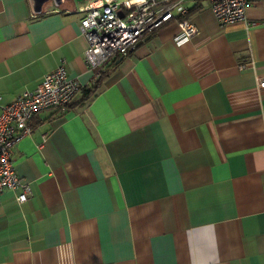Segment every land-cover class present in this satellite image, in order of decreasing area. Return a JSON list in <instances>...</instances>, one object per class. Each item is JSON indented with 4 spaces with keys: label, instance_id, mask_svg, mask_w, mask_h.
<instances>
[{
    "label": "crops",
    "instance_id": "obj_1",
    "mask_svg": "<svg viewBox=\"0 0 264 264\" xmlns=\"http://www.w3.org/2000/svg\"><path fill=\"white\" fill-rule=\"evenodd\" d=\"M85 1L0 0V103L60 64L90 83ZM212 1L182 0L93 96L31 116L12 147L28 198L0 192V264H264V0L225 25ZM180 18L196 31L175 41Z\"/></svg>",
    "mask_w": 264,
    "mask_h": 264
},
{
    "label": "built area",
    "instance_id": "obj_2",
    "mask_svg": "<svg viewBox=\"0 0 264 264\" xmlns=\"http://www.w3.org/2000/svg\"><path fill=\"white\" fill-rule=\"evenodd\" d=\"M182 0H87L77 7L82 15L78 30L84 38V63L91 71V82L97 79L105 64L124 57L144 35L155 31L173 18V9L185 14ZM253 0H213L210 9L221 24L246 23V9ZM252 25L253 23H248ZM178 35L173 40L185 39L196 31L185 18L177 21ZM246 64H238L243 70ZM257 87H264V75L255 74ZM81 86L66 76L62 64L45 73L31 89H23L7 103H0V192L16 190L15 200L24 202L29 187L12 165V147L30 132L31 116L42 109H63L75 97Z\"/></svg>",
    "mask_w": 264,
    "mask_h": 264
},
{
    "label": "trees",
    "instance_id": "obj_3",
    "mask_svg": "<svg viewBox=\"0 0 264 264\" xmlns=\"http://www.w3.org/2000/svg\"><path fill=\"white\" fill-rule=\"evenodd\" d=\"M195 7L196 6H194L192 9H194ZM114 61H115V59H112L105 64L103 70L101 71V73L97 79H95L93 82L89 83L88 85H84V86H81L79 88V93L81 94L82 100H87L88 98H90L91 96H93L96 93V91L98 89L99 81L113 67ZM71 103H69L68 105H71Z\"/></svg>",
    "mask_w": 264,
    "mask_h": 264
},
{
    "label": "water",
    "instance_id": "obj_4",
    "mask_svg": "<svg viewBox=\"0 0 264 264\" xmlns=\"http://www.w3.org/2000/svg\"><path fill=\"white\" fill-rule=\"evenodd\" d=\"M46 0H29L31 9L33 12H38L40 10V6ZM54 3H57L58 0H52Z\"/></svg>",
    "mask_w": 264,
    "mask_h": 264
}]
</instances>
